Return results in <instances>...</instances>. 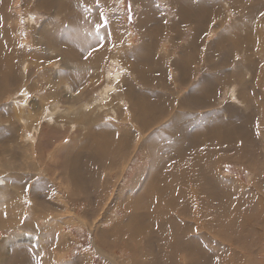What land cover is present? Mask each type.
Segmentation results:
<instances>
[{"label":"rangeland","instance_id":"rangeland-1","mask_svg":"<svg viewBox=\"0 0 264 264\" xmlns=\"http://www.w3.org/2000/svg\"><path fill=\"white\" fill-rule=\"evenodd\" d=\"M132 1L94 0L91 7L84 4L86 12L100 8L98 26L113 18L119 20V29L124 30L120 35L127 40L123 44L109 43L108 57L94 61L90 59L94 53L79 49L80 43L85 44L79 36L66 37L72 45L67 48L62 40L52 43L53 36L45 32L46 29L52 34L69 28L75 30L74 22L79 15L75 17L71 10L68 18L71 0H0V61L3 62H0V264L5 257V243L12 248L22 244L27 250L33 244L37 249L34 252L50 254V264H264V200L257 197V204L246 200L240 204V198L231 201L236 210L229 212L222 222H216L215 216L226 205L217 206V200L211 201L204 193L200 194L202 184L197 183L204 177L212 180L216 174L227 180L229 190L234 188L239 195L242 186L261 184L260 179L251 176L254 169L245 164L249 165L246 160L254 147H262L260 151L264 155V135L262 140L260 137L264 132V0H246L247 4L242 1L248 11L252 10L253 2L261 4L254 8L258 23L250 26L257 40L247 47L244 42L239 43L232 50L231 59L223 58L222 64L208 63L205 59L215 60L219 54L229 53L225 48L222 52L208 49L222 30L219 23L212 25L208 33H200L198 41L208 45L191 49L193 56L195 51L197 56L191 63L190 80L180 81L173 62L178 57L174 56L181 53L176 47L181 48L182 42L191 40L195 33L190 27L185 28L181 43L178 38L174 47L162 32L158 44L148 47L154 48L155 53L153 73L148 76L155 81L145 82L149 86L141 82L140 75L146 65L137 53L141 46L137 28L152 23L146 20L137 25ZM166 2L159 0L163 9H167ZM170 10L171 14L166 12L169 20L163 25L176 18L174 9ZM227 20L236 18L228 15ZM96 28L94 21L88 20L82 34L92 31L90 42L99 44ZM149 31L152 32L150 28ZM107 36L110 34H102L104 45L110 42ZM147 36L152 39L154 34ZM46 38H51L49 44ZM246 39L249 43V36ZM247 52L256 56V65L243 62ZM160 67H164L165 73ZM69 75L80 79L76 82ZM217 77L241 80L224 81L226 84L221 89L215 87L219 93L212 95L209 102H199L204 97L197 92L203 89L204 80ZM166 78H170L168 86ZM209 82L206 83L215 85L213 80ZM234 89L242 90L239 95H246L239 102L229 93ZM193 90L197 93L194 98L189 96ZM216 97L215 106L211 100ZM130 98L156 111L159 107L167 110L158 121L142 127ZM228 101L246 112L223 111L221 104ZM241 118L251 127L252 134L255 129L258 143L246 149L243 142L231 146L225 143L224 150L214 149L210 144L211 150L219 153L214 174L209 169L212 160H207L214 152L211 154L202 146L199 151L204 157L200 155L199 164L189 170L197 179L190 184L194 206L178 204L176 208L195 209L197 217L188 222L190 219L184 217L182 222L173 223L175 228L182 227L188 238L171 244L168 240L171 236L162 239L169 230L154 215L145 223L130 221L133 206L142 205L144 189L153 182V175L148 174V168L153 165L146 146L156 131L176 127L174 131L180 139L186 136L185 142L190 143L195 134H207L209 121L214 124L227 121L232 123L229 130L245 134V129L238 125ZM125 138L129 142L122 141ZM126 144L129 146L122 149ZM159 155L168 162L174 159L166 149ZM261 165L264 168V161ZM199 168H206L207 172ZM253 193L257 194V189ZM256 213L259 215L254 216ZM238 215H241L239 221L231 223L230 219ZM246 223L254 231L248 232L247 240H239ZM130 230L140 233L127 234Z\"/></svg>","mask_w":264,"mask_h":264},{"label":"crops","instance_id":"crops-1","mask_svg":"<svg viewBox=\"0 0 264 264\" xmlns=\"http://www.w3.org/2000/svg\"><path fill=\"white\" fill-rule=\"evenodd\" d=\"M94 0H71L73 2L70 4L71 9L70 11V16L71 17V10H72V15H75V17L78 18L75 20V30H71L70 28L66 31H62L60 33H56L53 31V34L51 31L46 29L50 34V37L53 36L57 40L52 37V43H56L59 41L65 42L67 48H71L72 45L70 44L68 39L66 37L69 36H79L80 40H85V44L79 45V49H87L90 50V53H94L90 55V59L97 61L96 59L100 58H106L108 57L109 50L107 47L109 43L115 44H123L127 40L126 36L120 35V32H123L124 30L119 29L121 27L119 20L117 21L115 18H113L111 21H103L102 24L98 26V23L96 24V20L99 19L98 17L100 14L98 10H91L90 12H86L85 7H91L93 5ZM168 1L167 9L162 8L159 4V0H133V6L135 8V12L137 14V25L141 21L144 22L148 20L150 23L154 24L157 23L156 25L152 24H147L144 28L141 26L140 28H137L138 31L140 32L141 35V46H138L139 48L137 49V53L139 54L138 57H141L143 59L144 64L146 65L145 70L142 72L140 75L141 77V82L145 86H149L145 82H148L149 84L154 82V78H149L148 76L149 73H153V68L152 64L154 62L153 57H154V48H148V47H154L158 44V41L160 40V34L164 32V39H167L170 41V43H173V46L176 47V44L179 39V43H181L183 39V30L185 28L190 27L195 35L193 34L191 40H186L182 42V47H176L178 50H181L180 55H175V61L173 64L176 63V71L180 74V81L182 82L183 80L186 81V79L190 80V75L192 76L193 70L191 67V63L194 60V57L197 56V52L195 51V54L193 56L192 51L193 49H201V48H207V43L200 44L198 41L200 33H208L212 25L216 24L222 29L219 32L218 38L215 40L213 45H208V49H217L219 52H222V49H228L229 53L226 56H223L219 54V58L212 60L209 58H205L208 63H218L222 64L223 63V58L231 59V54L232 50L238 46L239 43L244 42V45L247 47L251 45L252 43L256 42L257 39L253 38L252 33L250 32V26L258 23V18L256 17L255 9L254 8H259L261 7L258 3V5H254V2H259V0H254L251 6V11H248L247 6L243 5L242 1H244L247 4L246 0H166ZM85 4V5H84ZM169 5V6H168ZM174 9V13L176 18L173 19V22L168 23L167 25H163V23H166L169 20V17L167 16L166 12H170L171 10ZM90 10V9H87ZM233 12V14H230ZM234 16L236 20H227V16ZM244 15H247L246 18H244ZM260 15V14H257ZM68 19L67 21H72L75 19ZM167 18V19H165ZM243 18V21H242ZM214 19H217L216 22L214 23ZM94 21L95 26H97L96 29H99V34L100 35V43L99 44H94L90 42V36L92 34V31L88 30L89 33H85V35L82 34L84 31V24L88 21ZM100 22H101V16H100ZM119 23V24H118ZM229 23V24H228ZM149 28L152 31L149 33ZM65 32V33H63ZM113 34H111V33ZM115 32H119L116 34ZM109 33L110 36H107V40H110V42H106V44H103L102 40V34ZM147 34H151V36L154 34L152 39H148ZM249 36L250 42L248 43V40L246 37ZM140 38V37H139ZM151 38V37H150ZM47 39V43H50V39ZM207 44V45H206ZM85 46H90V47H85ZM107 47V48H106ZM94 48V49H93ZM192 49V51H191ZM135 50V49H134ZM79 52L77 51V54ZM248 54V52L246 53ZM75 56V55H74ZM112 58V56H111ZM222 60V61H221ZM230 62V61H229ZM246 63V65H256L257 59L256 56L253 54H248L245 57V60L243 61ZM160 70L162 73L164 72V67L163 69L160 67ZM71 77L72 80L78 81L80 78L75 75H69V78ZM218 81H217V80ZM234 79V80H233ZM213 80L217 86H221L219 89L222 88L224 81L225 82H233L235 80H241V79H235V78H230L224 79V78H213V79H205L204 80V85L206 82H209ZM216 80V81H215ZM220 80V83H219ZM222 80V81H221ZM168 81H170V78H166V86H168ZM222 83V84H221ZM203 87V86H202ZM216 86H212L213 89H215ZM217 88V87H216ZM218 89V90H219ZM216 91V89H215ZM239 91L242 92V90L234 89V91L229 92L230 95L234 96V99H238L237 101L239 102V98L244 97L246 95H239ZM219 92H215L212 95H217ZM197 94V93H196ZM194 94V90L190 93L189 96L194 98L196 96ZM214 97V96H213ZM245 100V99H244ZM217 102V97L216 99L211 100V103L216 106ZM161 108V107H159ZM223 111H232L233 112H239V113H245L246 111L239 109L235 104L231 102H224L221 104L220 107ZM232 109V110H231ZM243 119V118H242ZM219 121V120H218ZM243 120H239L238 125H241L243 129H245L246 133L244 134L243 131L241 132H236L229 130L232 128V123H228L227 121H221V122H216L214 125L213 129H211L208 126V131L207 135L209 139H212L211 142H215L214 145L216 148L219 150H224L222 148L223 145L228 144L227 146L231 145H238L240 142H243L245 145L243 146L244 149L249 147H253L258 143V140L255 138V129L252 134V129L251 127H248L247 123L242 122ZM227 123L229 125H227ZM216 126V127H215ZM228 129V130H225ZM248 131V132H247ZM217 133V134H215ZM251 133V134H249ZM262 135H264V132L260 134L261 140H262ZM216 136V137H214ZM221 137V138H220ZM194 138V136H193ZM219 138V139H218ZM216 139V140H215ZM215 140V141H214ZM219 141V142H218ZM218 144H217V143ZM212 143V145H213ZM226 143V144H225ZM221 144V145H219ZM219 145V146H218ZM260 145V144H259ZM246 147V148H245ZM241 148V146H239ZM260 148V146H259ZM259 148H252L249 153H250V158L246 161H249V165L247 163L245 164L246 167L254 169V173L251 174L252 177L260 179L261 184L260 185H251V186H242V191H239L240 195L237 194L236 190L233 188V190H228L227 188H222L220 189L222 185L218 186L217 190L213 192V196L217 197V201L215 202L216 205L218 206L219 203H224L226 200L231 201H236L237 199L240 198V204L244 203V200L246 201H251L253 204H257L256 199L257 197H260V199L264 200V176L262 175V172L264 168L261 165V162L264 161V155L261 153L262 147ZM261 150V151H260ZM252 153V154H251ZM254 153V155H253ZM245 161V160H244ZM254 167V168H253ZM254 183L256 181L254 180ZM257 189L258 193L254 194L253 190ZM242 192V193H241ZM218 195H217V194ZM237 194V195H235ZM209 197H211V193L209 194ZM222 201V202H221ZM217 225H222L221 223H216ZM181 224H179V227ZM36 230V228H34ZM254 231V227H251L248 229L247 223L242 227L241 232H242V238H238L239 240H247L248 236ZM230 232L231 229H230ZM196 238V237H194ZM235 239H237L234 236ZM200 239V238H196ZM17 246L16 248H12L9 245L5 243V257L4 261L2 264H33L34 262L40 263V264H50V260H52L50 254L47 253H38L34 252L33 249L37 250L35 247H33V244H31L30 247H28V250L26 246ZM202 247V246H201ZM203 248V247H202ZM206 250V249H205ZM29 251V252H28ZM206 252L209 254L210 250H206ZM43 254V255H42ZM210 256V255H209ZM212 257V256H210Z\"/></svg>","mask_w":264,"mask_h":264},{"label":"bare ground","instance_id":"bare-ground-1","mask_svg":"<svg viewBox=\"0 0 264 264\" xmlns=\"http://www.w3.org/2000/svg\"><path fill=\"white\" fill-rule=\"evenodd\" d=\"M0 62H2V61H0ZM228 80H229V78H228ZM238 82H240V81H238ZM207 83L205 85H203V89H200L197 92L198 94H200L199 95L200 97H204L203 100L199 99L198 100L199 102H202V103L203 102H206V103L209 102L210 99L212 98V94L215 93V89H213L212 86L208 85ZM212 83H214V81ZM219 83H220V80H219ZM209 84H210V82H209ZM224 84H226V83L224 82ZM214 86L217 87V84L213 85V87ZM130 99H131V106L134 107L133 108L134 110H136L135 111L137 114L136 120L140 121L142 127H147L150 123L158 121L159 117L162 116L163 113L167 110V109H163L161 107L156 111V110H153V107L147 108L146 106H143L144 105L143 103H142L143 105H140L141 103H138L136 100L134 101L133 98H130ZM156 102H158V101H156ZM154 105H155V103H154ZM133 116L135 117V115H133ZM144 117H147V118H144ZM141 118H144V120ZM241 120H243V119L241 118ZM242 122L245 123L246 122L245 119ZM207 124L211 129H213L214 125H218V124L212 123L211 121H209ZM175 128L176 127H174V128L173 127H167L164 130L162 129V130L156 131L153 139H151L148 142L146 149H147V152L149 153V159L151 160L150 164L153 165V168H151L150 170L148 168V174L150 175V177L153 175V182L150 183L149 188L147 190L144 189L145 192H143V193H145L144 194L145 200L143 201L142 205L137 204V205L133 206V204L131 203L134 210H132L130 213V221L135 220L136 223L137 222L140 223L141 221H143L145 223L146 221H149L150 216H152V215L156 216L157 219L161 220L160 222L165 223L166 229L169 230L168 232L165 231V236L162 239H164L168 235L171 236L170 239H168V240H170V242H169L170 244L173 243L174 240L179 239L181 241L183 239L188 238V233L186 231H184V229L182 227L181 228H175V224H173L174 221L182 222L183 218L187 217L190 219V220H186L188 222V221H191L192 218L196 219V217H197V215L195 214L196 213L195 209H194V211H191L192 209H190V211L189 210L184 211L183 209L176 208V206L178 204L181 206L192 204V206H194V197H193V192H192L193 188H192V186H190V184H191V182H196L197 179L194 178V176H191L189 170H190V168L194 167V165H198L200 162V159L202 158V157H199L200 155H203L202 152L199 151L200 149H202L200 147L206 146L207 151L209 149V151L212 152L211 154H213V152H214V154L211 155L210 158L208 157V159H207V160H209V159L212 160L211 167L209 169L212 170L213 174L216 171L215 164L219 161V158L216 157L219 153L211 150L210 144H212L213 142H211L212 139L210 140L208 138L207 134H205L204 132H201V135L195 134L194 138L191 137L192 141L190 143H188V142H185L186 136L184 137V140H182L183 138L180 139L181 138L180 135L176 134L174 131ZM186 132H187V130H186ZM215 134H217V133H215ZM214 137H216V136H214ZM128 140H130V139L125 138L122 141H128ZM131 141H132V139H131ZM214 143H213V145H214ZM194 144H195V146H194ZM219 145H221V144H219ZM128 146H129V144H126L122 149H126ZM112 147L115 148V145H113ZM215 148L216 147H214V149ZM222 148H224V147L222 146ZM164 149H166L170 154L173 155L174 159L171 162H168V160L163 159L159 155L160 152ZM102 152H103V150H101L100 155H102ZM194 152H197V153L194 154ZM208 153L209 152H207L205 154L207 155ZM203 157H204V155H203ZM170 169H173V171H171ZM199 169L203 173L207 172L206 168H199ZM200 176H203V175H200ZM213 177H214V179H212V180L205 179V177H204L201 180H197V183L202 184L201 185L202 186L201 191H199L200 194L204 193V195H205V197H207V199H209L211 201L212 200L216 201L217 197L213 196V192L216 191L218 186H220V185H222L220 188L221 190L223 187L227 188L226 185L228 186V183L226 182L227 180L218 178L219 176H216V174H214ZM177 186L179 189L177 188ZM179 190H180V192H179ZM150 192H151L152 196H150ZM210 193H211V197H209ZM160 199L162 201H159ZM153 203H155L156 205ZM162 203H164V206H161ZM222 204L226 205V206H225V208L222 209V211L219 214H217L215 216L216 222H222L223 219L226 216H228L229 212L231 213V212L236 210V209H234L236 207L233 208V206H231V202L229 200H226L224 203H220L219 205H222ZM237 205H239V203H237ZM139 208H142L143 211H139ZM214 208H218V207H214ZM237 210H240V209L237 208ZM256 215L258 216L259 214L256 213L254 216H256ZM240 216L241 215H238V216H236L238 218L234 217V218L230 219V222L233 224H236L237 221H239V218H241ZM175 231H180V233L176 234ZM137 232H139V231L136 230L135 232H132L130 230V231H128L127 234H136ZM201 255L203 258H205L204 252H202Z\"/></svg>","mask_w":264,"mask_h":264}]
</instances>
